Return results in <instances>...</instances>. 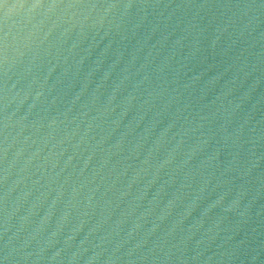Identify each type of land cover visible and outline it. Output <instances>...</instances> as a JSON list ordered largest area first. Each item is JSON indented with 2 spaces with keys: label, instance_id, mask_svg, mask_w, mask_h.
Instances as JSON below:
<instances>
[{
  "label": "water",
  "instance_id": "1",
  "mask_svg": "<svg viewBox=\"0 0 264 264\" xmlns=\"http://www.w3.org/2000/svg\"><path fill=\"white\" fill-rule=\"evenodd\" d=\"M0 264H264V0H0Z\"/></svg>",
  "mask_w": 264,
  "mask_h": 264
}]
</instances>
